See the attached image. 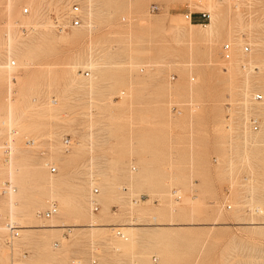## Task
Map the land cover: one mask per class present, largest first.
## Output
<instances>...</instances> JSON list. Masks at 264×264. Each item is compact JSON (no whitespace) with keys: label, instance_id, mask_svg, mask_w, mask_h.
Masks as SVG:
<instances>
[{"label":"rangeland","instance_id":"1","mask_svg":"<svg viewBox=\"0 0 264 264\" xmlns=\"http://www.w3.org/2000/svg\"><path fill=\"white\" fill-rule=\"evenodd\" d=\"M57 1L0 0V264H264V0L216 4L217 38L185 21L196 0H80L64 33Z\"/></svg>","mask_w":264,"mask_h":264},{"label":"bare ground","instance_id":"2","mask_svg":"<svg viewBox=\"0 0 264 264\" xmlns=\"http://www.w3.org/2000/svg\"><path fill=\"white\" fill-rule=\"evenodd\" d=\"M73 1H77L78 3H79V1L80 0H64V2L62 1V0H59V1H57L56 3H55V11H56V20H52L53 22H54V24L52 23V21H51V19L50 20H46L45 22L47 23V25L49 26V27H54L55 28V30L56 31H59V30H57L56 29V25H55V23H56V21L58 22V23H68L69 22V17H70V15H69V12H70V9H71V5H72V2ZM200 1V2H199ZM239 2H233L234 4H235V6H236V8L237 7H240V4L241 3H246V1H248V0H238ZM60 2L61 3H64V4H62V6H60L59 4H60ZM138 2H139V0H137V5H139L138 4ZM140 3V2H139ZM198 3H201L199 6H197L196 4H198ZM221 3H225V0H196V1H194V4L196 5L195 7H198V9L199 10H197V11H199V12H205L206 14H208V19H210V17H211V19H210V22L209 23H206V24H202V23H199V24H193V22L192 21H190L189 20V18H188V16H187V14H185L184 15V19H185V21L187 22V23H189V24H191V26L192 27H194V28H201V29H205L206 31H207V33L210 35V37L211 36H213V38H217V37H219V35L221 34V30H220V28H219V24H217L216 23V21H217V18L220 16H218V14H220V12H216V11H214V9H216V8H218V7H216L215 5L217 4H219L218 6H221L220 4ZM249 3V2H248ZM136 5V6H137ZM69 7V10H68V14H67V16L66 17H68L67 19L65 18V16H64V9L66 8V7ZM89 6H91V3L89 4ZM40 8H41V6H40ZM39 8V9H40ZM24 9V8H23ZM28 9V12H29V8H27ZM89 9V8H88ZM91 9V8H90ZM84 10V9H83ZM92 10V9H91ZM217 10V9H216ZM89 11V10H88ZM88 13H90L91 14V12H88ZM211 13V14H210ZM83 15H84V13H83ZM80 17H81V21H82V23H83V25L84 24H86V18H85V16H83L82 17V10H81V7H80ZM64 19H66V20H64ZM47 21H50V22H47ZM184 21V20H183ZM177 22H179V21H176L175 23H174V25H173V29H175L176 31H179V25H178V23ZM82 23H81V25H79V26H70L71 28L72 27H80V26H82ZM69 26L67 27V29L68 28H70ZM205 30H203L204 32H205ZM175 31V32H176ZM59 32H61V33H64V32H66V29H64V30H61V31H59ZM180 32V31H179ZM182 33V32H181ZM242 33V32H241ZM178 34V33H177ZM240 35H242V34H240ZM244 35V34H243ZM215 36V37H214ZM193 37V36H192ZM209 37V36H208ZM177 39V38H176ZM240 39V38H239ZM190 40V39H189ZM192 40V39H191ZM235 41H237V39L235 40ZM240 43V42H239ZM225 44V43H224ZM223 44V45H224ZM228 44H230V43H228ZM232 44H233V42H232ZM236 43H234V45H235ZM243 44V43H242ZM242 44H241V46H239V48L240 49H242L243 48V46H242ZM223 45H222V47H223ZM210 46V45H209ZM246 47V46H245ZM245 47H244V51H245ZM248 50H249V47H248ZM243 54V53H242ZM253 59V58H252ZM257 59V63L259 62H261V64H263L262 66H264V63H263V61L264 60H262V59H259V58H256ZM259 59V60H258ZM78 60V62L80 61V59H77ZM77 60H76V63H78L77 62ZM252 62V61H251ZM254 63H255V61H253ZM3 65H4V67H6V68H11L12 67V65H13V63L14 62H12V60L9 58V57H7L6 55H4V60H3ZM75 64V62H72V64ZM80 63H82V61H80ZM249 64H250V62H248ZM258 63V64H259ZM77 65V64H76ZM79 65V64H78ZM252 66V65H251ZM259 66V65H258ZM261 66V65H260ZM259 66V67H260ZM73 67V66H72ZM77 67V66H76ZM76 67L75 68H73V69H76ZM263 68V67H262ZM72 70V69H71ZM263 70V69H262ZM74 71L75 70H73V72L72 73H74ZM260 72H262V71H260ZM264 72V71H263ZM230 75V74H229ZM247 75V74H246ZM172 79H174V78H172ZM259 81V84H260V87H263L264 86V80H258ZM263 90H264V88H262ZM263 93V92H262ZM255 95L256 94H254V95H252V96H245V98H244V102H249V103H252V102H255V101H258V100H254V97H255ZM262 96V95H261ZM55 101H50V103L51 104H53ZM242 105V107L243 106H245L246 105V107L249 105V104H241ZM248 107H250V106H248ZM248 109V108H247ZM10 114V113H9ZM250 117H252V118H254L256 121H257V123H258V127H259V120H258V118L257 117H255V116H243V118H244V120H243V123H242V132H243V134H242V136H245V135H248V133L250 132H254V131H256V130H252L250 127H249V119H250ZM12 124V123H11ZM9 127V126H8ZM6 130H7V128H6ZM247 130H251V131H247ZM12 131H13V129L11 128V127H9L8 128V132H9V137H8V139H6V144H5V147H4V150H2V152H5V155L6 156H9V153H10V151H11V149H12V141H13V139L11 138V133H12ZM258 132V131H257ZM257 134V133H256ZM250 135V134H249ZM252 135L253 134H251V139L253 140L254 138H252ZM246 137H248V136H246ZM255 137V136H254ZM245 138V137H244ZM69 142H66V140H65V138L63 139V144H64V148H65V150L66 151H68L69 150V144H70V140H68ZM249 141H250V139H249ZM245 142H248L247 140H245ZM249 143V142H248ZM31 144V143H30ZM3 145H4V143H3ZM3 145H2V147H3ZM51 166H54V165H51ZM20 171V168H15V172H19ZM8 173H10L9 175H11V178H12V175H13V171H12V169L8 172ZM102 174L104 173V172H101ZM99 175H100V173H99ZM101 176V175H100ZM61 177V176H60ZM94 177L93 176H90V181L92 182L91 183V185L92 184H95V182H94ZM3 185L4 186H6V184L5 183H3ZM102 185V184H101ZM53 185H51V187H52ZM103 186V185H102ZM109 186V185H108ZM108 186H106V187H108ZM21 187V186H20ZM53 187H55V186H53ZM94 187H96L97 189H98V193L95 195V198H96V200H97V203H98V208H99V201H98V196H99V194H101V193H99L100 191H99V187L98 186H96V185H92V189L94 188ZM105 187V186H104ZM104 187H101V192H102V197H103V199L104 200H106V199H108V200H110V199H112V194L111 193H104L105 191H104V189L106 188H104ZM23 188V187H22ZM47 189V188H46ZM49 189V188H48ZM91 189V190H92ZM3 190V191H2ZM1 191L2 192H4L5 194L7 193V194H12L13 192H14V189H13V187H12V185H9V186H6L5 188H3ZM17 190V189H16ZM58 194V193H57ZM89 196H88V203H89V206H90V208H91V203H90V196H91V191H90V193L88 194ZM59 196H60V198H61V203L64 205V204H66V198H65V196H63L62 194H59ZM79 196V195H78ZM11 197V196H10ZM80 197V196H79ZM21 198H22V196H21ZM51 198V197H50ZM85 198V197H84ZM10 200V199H9ZM10 202V204H9V206H10V216H14L13 215V213H12V207L14 206V203H13V201L12 200H10L9 201ZM101 202H102V200H101ZM77 203H78V201H77ZM76 203V204H77ZM52 204H54V203H52ZM25 205V204H24ZM55 206H56V204H54ZM78 205V204H77ZM57 207V206H56ZM227 207L228 208H231V206L230 205H227ZM98 208H97V210L96 211H98ZM91 210L92 211H94L92 208H91ZM145 210V209H144ZM171 210V209H170ZM21 212V211H20ZM39 213V212H38ZM39 215V214H38ZM40 216V215H39ZM11 219H13V218H11ZM8 223H12V224H15V227H17V231H18V235H19V231L20 230H22L23 229V227H22V225H18V224H16V222H14V221H12V220H9L6 224H5V228H6V231L8 230L7 229V226H8ZM52 226V225H51ZM88 226H90V227H97V228H100L101 226H98V225H96V224H91V225H88ZM106 226H108V225H106ZM57 227V226H56ZM63 227V226H62ZM2 228H3V226H2ZM21 228V229H20ZM111 229L110 230H115V229H121V230H126L127 229V227L125 226V225H121V226H116V227H113V226H111L110 227ZM113 232V231H112ZM128 232V231H127ZM107 233V232H106ZM105 233V234H106ZM115 234H116V236L117 235H120L121 237L120 238H122V239H124V240H127V238H126V236L120 231V230H117L116 232H114ZM8 235V234H7ZM113 237V236H112ZM16 238V237H15ZM6 239H7V237L5 238V241H6ZM2 241H3V239H2ZM15 240L13 239L12 241H11V246L12 247H15ZM35 243V242H34ZM56 245H58V244H56ZM63 246V245H62ZM94 247H96V246H93L92 248V251H94ZM13 249V248H12ZM95 250H96V248H95ZM59 252V251H58ZM96 251H94V253H95ZM4 254V253H3ZM5 255V254H4ZM72 262H73V264H81V260H72ZM96 263V261L93 259L92 261H91V264H95Z\"/></svg>","mask_w":264,"mask_h":264},{"label":"built area","instance_id":"3","mask_svg":"<svg viewBox=\"0 0 264 264\" xmlns=\"http://www.w3.org/2000/svg\"><path fill=\"white\" fill-rule=\"evenodd\" d=\"M234 1H238V0H234ZM157 5L155 4H152L151 6V10H154V9H157ZM23 13L24 14H27L28 13V9L27 8H24L23 9ZM202 17H206L208 18V14H206L205 12H199ZM194 14V12H189L187 13V16L189 18L190 21H192V15ZM69 22L68 23H58L56 21L55 25H56V29L61 31V30H64V29H67V27L69 26H79L81 25L82 21H81V17H80V4L77 2V1H73L72 2V5H71V9H70V12H69ZM56 20V19H55ZM230 45L228 43H225L222 47V50H223V55H224V58L225 59H228L230 57ZM248 50V46L245 47V51ZM85 74L88 75V71H85ZM174 74L172 75V78ZM262 99V96L260 94H256L255 97H254V100H261ZM228 118H229V115H227ZM249 127L252 129V130H257L258 129V123L257 121L250 117L249 119ZM65 140L66 142H69L67 137H65ZM49 170L50 172H56V167L55 166H50L49 167ZM98 193V189L96 187H94L92 190H91V196H90V203H91V208L96 211L97 208H98V203H97V200L95 198V195ZM57 208L54 204H52L49 208L39 212L38 214L40 216H42L43 218L45 219H48L50 218L53 214H55ZM7 229H8V235H7V239H6V242L7 243H11V241L18 236V231H17V227H15V224H12V223H8V226H7Z\"/></svg>","mask_w":264,"mask_h":264},{"label":"trees","instance_id":"4","mask_svg":"<svg viewBox=\"0 0 264 264\" xmlns=\"http://www.w3.org/2000/svg\"><path fill=\"white\" fill-rule=\"evenodd\" d=\"M207 21L206 17H202L200 13H194L192 15V22L193 24H198V23H205Z\"/></svg>","mask_w":264,"mask_h":264}]
</instances>
